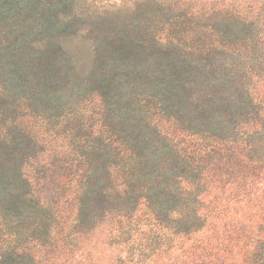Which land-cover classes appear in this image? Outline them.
Returning <instances> with one entry per match:
<instances>
[{"label": "trees", "instance_id": "trees-1", "mask_svg": "<svg viewBox=\"0 0 264 264\" xmlns=\"http://www.w3.org/2000/svg\"><path fill=\"white\" fill-rule=\"evenodd\" d=\"M76 3L0 0V264H264V0L93 28L86 70Z\"/></svg>", "mask_w": 264, "mask_h": 264}, {"label": "rangeland", "instance_id": "rangeland-1", "mask_svg": "<svg viewBox=\"0 0 264 264\" xmlns=\"http://www.w3.org/2000/svg\"><path fill=\"white\" fill-rule=\"evenodd\" d=\"M167 0H77L76 11L79 12L83 22V33L78 34V40H73L69 43V47L75 50L77 59L81 60V70H86L88 64L87 51L89 48L88 42L83 38H88V32L93 28L101 31L107 29L108 25L120 21H130L136 12L140 11L142 18L147 22L153 15L163 19L166 13ZM80 51H78V50ZM101 104L96 97H88L76 107L74 106L70 113L71 115H99ZM99 233L95 234L98 240ZM99 250V248H98ZM101 251V250H100Z\"/></svg>", "mask_w": 264, "mask_h": 264}]
</instances>
